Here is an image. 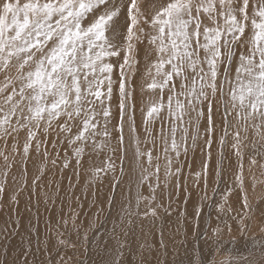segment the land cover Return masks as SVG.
<instances>
[{"label": "snow or ice", "instance_id": "obj_1", "mask_svg": "<svg viewBox=\"0 0 264 264\" xmlns=\"http://www.w3.org/2000/svg\"><path fill=\"white\" fill-rule=\"evenodd\" d=\"M138 95L142 133L135 122ZM201 121L204 160L196 175L204 178L202 200L209 199L217 122L220 159L212 174L227 191L221 192L222 202L212 201L218 205L215 220L201 221L203 208L192 213L194 223L180 245L187 259L181 256L172 264H264V246L258 260L251 254L211 259L221 252L225 232L243 236L251 228L245 154L249 171L259 161L264 175V0H0V196L15 200L27 186L23 175L34 156L45 164L36 170L34 187L44 180L48 165L69 166V150L77 165L86 154L104 157L91 180L106 181L110 191L120 192L119 201L115 195L109 201L105 222L111 221V229L97 242L106 251V241L112 242L116 257L111 264H123L117 257L135 243L136 230H144L137 221L150 219L151 229L161 214L171 215L172 190L179 188L183 171L179 161L196 149ZM225 145L231 149L227 157ZM129 150L135 180L126 185ZM232 156L236 164L228 187L225 160ZM18 166L21 176H12L17 187L9 194V177ZM145 185L147 195L141 191ZM215 185L213 180V193ZM47 199L55 204L51 196ZM111 209H116L114 217ZM103 211L98 208L93 219ZM93 219L72 211L46 221V229L60 238L56 255L48 252L51 264H84L68 251L75 253L86 241L90 249L104 228L93 229ZM260 221L264 233V210ZM204 245L210 249L207 256ZM142 247L151 252L155 246L146 242ZM24 264H29L27 256ZM138 264L151 262L142 256Z\"/></svg>", "mask_w": 264, "mask_h": 264}, {"label": "rangeland", "instance_id": "obj_2", "mask_svg": "<svg viewBox=\"0 0 264 264\" xmlns=\"http://www.w3.org/2000/svg\"><path fill=\"white\" fill-rule=\"evenodd\" d=\"M113 79H116L115 73ZM149 95L150 94L147 91L144 93L145 100H147ZM141 103L142 101L140 100V97L138 95L137 108L135 112V122L138 131L142 133V120L144 113H142L140 110ZM117 104V95L114 91L112 100V111L114 117L113 123H115L119 119V110ZM214 120L218 121L219 117L214 116ZM215 126L217 128V132L213 136V144L211 149L212 162L209 165V175L207 178V193L209 199L207 201L202 200L201 190L204 185V178L202 176L197 177L196 175L197 173L201 172V166L204 160V149L201 147L204 138V122L201 121L200 130L202 135L197 142L196 149L194 151L190 150L187 158L181 156L179 161L180 165L183 168V171L179 178V188L172 190L173 195L171 215L164 216L163 214H161L162 218L160 217V219L156 221V227H153L151 229L148 227L150 219L137 221V223H143L145 225V228L143 231H140L138 229L136 230V234H139L136 235L135 243L130 244L128 248L124 250L123 255L121 257H117L118 260L123 261V264H138L142 256L151 259L155 250L163 252L164 254H168L172 258L178 259L181 256H184V253H182L184 252V249L179 247V250H177L178 248H176L173 251V253H178V251L181 252V256H174L173 253L169 254V240H171L172 237H178L177 235H179V241L181 244L183 243V240H181L180 238L184 235V232L188 230V226L193 224L194 220L192 213L194 211H197V209L204 207L203 211L200 213L201 221L206 220L209 216H211L212 220L216 219L218 205L213 206L212 201L213 199H215L217 201L222 202L223 197L221 195V192L227 191V189L225 187V183L221 182L212 174V165L218 163L220 159L218 155L217 144V139L219 136L218 129L220 125L217 122ZM125 135L127 137V122H125ZM141 139H143L142 135ZM230 152V147L228 145H225L226 157ZM63 155L64 153L62 152L61 157H63ZM67 155L69 160V166L67 168L61 169L48 165L49 170L46 172L45 178L40 183L39 187H34L32 185V179L36 175L37 168L43 170L45 164L39 163L38 157H32L27 161V172L23 175V179L27 181V186L23 187L15 193V200L10 199L9 195L0 196V241L8 238L5 241L2 252L0 253V264H24L25 256H27L29 264H51L48 258V252L51 251L52 256L56 255L57 247H54V245L58 246V239L60 238L56 236L54 230L46 229V221H48L51 217L57 215H65L67 217L71 214L72 211H78L82 217L93 219L98 208H103L104 211L99 215L98 219H93L94 223L92 227L93 229H96L99 228L100 224H104V228L100 229V235L96 236V241L91 243L90 249L89 244L86 241L83 247L78 249L75 253L68 251V255H74L77 260H84V264H96L100 260V258L104 256L116 257V252L113 250V245L111 241H106V243L108 244L107 251L105 250L103 244L97 243L104 236L105 230H110L112 226L111 221L105 222V218L108 217L110 211L109 201L112 199L113 195L116 196L118 201L120 198L119 190L114 189L110 191V185L106 181L96 182L91 180V175L93 174L96 168L102 165L104 157H101L99 159L89 158L86 154L83 157L81 163L77 165L71 150L68 151ZM128 155L129 160L125 162L126 185L128 184V181L130 179L133 181L135 180V173L132 170L134 164L131 161V150H129ZM229 162H231L232 167H228ZM117 163H119V161H117ZM243 163L245 176L244 188L247 192L248 200H250L249 202L251 204H254L256 201H258V197L260 195H264V175L261 174V162L258 161V164L252 167L251 171H249L248 155L245 154ZM235 164L236 161L234 156H232L231 159L225 160L224 170L227 175L224 176V181H227L228 187L232 186V173L235 170ZM12 176H17L18 178H20L21 174L19 166L13 169L12 174L9 177V194H11L13 192V189L17 187V185L12 183ZM253 176H255L256 179L254 187L252 183ZM213 180H216L215 186L217 191L215 193H213ZM173 183H176L175 177H173ZM141 191H143L144 194L147 195V186L145 185L144 188L141 189ZM48 196L52 197V199L55 201V204H53L47 199ZM232 198L233 195L230 194L229 199L231 200ZM118 206L119 205H117V207ZM111 212L114 217L116 209H111ZM175 217L177 219L179 217L180 221L178 224V221L176 220V226L174 227L172 226V219H174ZM185 218L187 220V223H184ZM161 222H163V224ZM3 223L9 225L10 233L6 229L9 227H3ZM31 223L34 224L30 225ZM70 225L71 221H69L68 224L69 228ZM160 228L163 229L162 238L158 232L160 231ZM177 232L180 233L178 234ZM89 233L90 236L92 234V231H89ZM180 234H182V236ZM9 238H11V241ZM188 238L190 240H192L191 238H193L190 233ZM204 238V236H201V240H203ZM72 239H76L74 234L72 235ZM12 242L14 243L12 244ZM146 242L155 246L154 249L151 251L152 253L148 252L145 247H142L146 244ZM9 243L12 244L10 248H13L15 253L7 254ZM162 244L167 246V250L162 247ZM207 247L209 246L204 245L203 249ZM127 253H133V260L124 257ZM146 254H149V256H147ZM198 254L199 252L197 249V257H199ZM184 259L186 261V256H184ZM57 264H59L58 260Z\"/></svg>", "mask_w": 264, "mask_h": 264}, {"label": "bare ground", "instance_id": "obj_3", "mask_svg": "<svg viewBox=\"0 0 264 264\" xmlns=\"http://www.w3.org/2000/svg\"><path fill=\"white\" fill-rule=\"evenodd\" d=\"M127 122V121H126ZM193 153V152H192ZM36 158V157H35ZM199 162V161H198ZM228 165L232 164L231 162H229ZM229 167V166H228ZM188 181V180H187ZM190 182V181H189ZM188 183V182H187ZM201 184V183H200ZM103 192V191H102ZM188 196V195H187ZM186 196V197H187ZM230 196V195H229ZM252 196V195H251ZM190 197V196H189ZM251 199V197H250ZM260 200V202H259ZM250 201V200H249ZM252 205V212L254 214L253 217V221L251 223V228L250 230L245 233L243 236H241L239 233H237L235 230H233L230 234L225 232V234L222 237V243L219 245V248L221 250V252L223 254H221V252H216L215 255L211 256L212 260H217V259H223V260H229L231 257H239V256H248V255H252L254 258H256L257 260L260 259L261 257V253H260V248L262 246H264V233H262L260 231V218H261V214H262V210H264V195H260L258 197V201H256L254 204ZM202 208V207H201ZM204 208V207H203ZM203 215V214H202ZM201 215V216H202ZM42 216V215H41ZM44 217V216H43ZM203 217V216H202ZM162 218V217H161ZM172 226H176V222L179 224V217L178 219L175 217L174 219H172ZM177 220V221H176ZM4 222V221H3ZM30 222V221H29ZM32 222V221H31ZM160 222V221H158ZM94 223V222H93ZM101 223V222H100ZM110 223V222H109ZM157 223V222H156ZM163 224V222H161ZM182 223V222H181ZM185 223V222H184ZM189 223V221H188ZM194 223V221H193ZM1 224V223H0ZM34 223H31L30 225H32ZM183 224V223H182ZM29 225V224H28ZM188 225V224H187ZM3 227H9L8 224H4L2 225ZM34 226V225H33ZM178 226V225H177ZM161 227V226H160ZM173 227V228H174ZM178 228V227H177ZM176 228V229H177ZM9 232V228H6ZM32 229V228H31ZM161 229V228H160ZM172 229V228H171ZM169 229V230H171ZM156 230V229H155ZM154 231V230H153ZM160 232V231H158ZM169 232V231H168ZM171 232V231H170ZM183 232V231H182ZM10 233V232H9ZM178 234L180 232H177ZM190 233V232H189ZM90 234V233H89ZM139 234V233H138ZM136 234V235H138ZM146 234V233H145ZM171 234V233H170ZM175 234V232H174ZM92 235V234H91ZM90 235V236H91ZM182 236V234H180ZM173 236V235H171ZM178 237H172L170 241V249H169V254H172L174 249L178 248L177 250H179V247L181 245L180 241H179V235H177ZM169 237V236H168ZM8 239V238H7ZM7 239H3L0 241V253L2 252L3 248H4V244L5 241ZM11 241V238H9ZM158 239V237H157ZM169 239V238H168ZM181 239V238H180ZM193 239V238H191ZM165 240V239H164ZM182 240V239H181ZM190 240V239H189ZM9 241V242H10ZM147 241V240H146ZM158 242V241H157ZM14 242H12L13 244ZM9 243L8 245V250H7V254L8 253H15L13 248H10L11 245ZM159 244V243H158ZM86 247V246H85ZM142 248V247H141ZM216 245L212 246V249L215 250ZM140 249V248H139ZM145 249V248H144ZM198 252H199V248ZM137 250V249H136ZM142 250V249H141ZM176 250V251H177ZM139 251V250H138ZM143 251V250H142ZM204 254L207 256L209 254V247L203 249ZM137 252V251H136ZM146 252V251H145ZM149 252V251H148ZM139 253V252H138ZM141 253V252H140ZM152 253V252H151ZM184 253V252H182ZM181 252L178 251V254L181 256L182 254ZM133 254V253H132ZM132 254L131 253H127L124 257L128 258L130 260H133L132 258ZM144 254V253H143ZM147 256H149V254H146ZM152 255V254H151ZM184 255V254H183ZM199 255V254H198ZM137 256V255H135ZM139 256V255H138ZM114 258V256H104L101 257L100 260L96 263V264H111L112 259ZM140 258V257H139ZM138 258V259H139ZM171 258V259H170ZM187 258V257H186ZM141 259V258H140ZM148 261L151 262V264H156V262L158 261L159 264H172V261L174 259L177 258H172L170 255L168 254H164L163 252H160L158 250H155V252H153V257L151 259L146 258Z\"/></svg>", "mask_w": 264, "mask_h": 264}]
</instances>
